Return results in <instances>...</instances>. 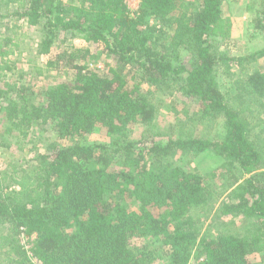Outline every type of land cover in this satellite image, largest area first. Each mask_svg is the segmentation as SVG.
<instances>
[{
    "label": "trees",
    "instance_id": "16d2710c",
    "mask_svg": "<svg viewBox=\"0 0 264 264\" xmlns=\"http://www.w3.org/2000/svg\"><path fill=\"white\" fill-rule=\"evenodd\" d=\"M139 1L132 17L125 0H0V115L24 139L42 123L54 127L58 141L72 142L40 153L34 174L15 166L0 172V255L14 250L17 256L0 264H35L29 253L39 264H253L251 256L262 250L264 140L250 136L244 108L264 110V69L250 70L264 49L233 57L213 45L224 0H200L197 9L185 6L179 14L180 0ZM13 20L39 30L44 55L70 34L120 63H134L144 84L174 89L198 103L191 123L213 128L222 120L223 134L132 141L127 128L152 125L156 105L118 72L107 76L73 61L67 63L76 71L72 79L50 87L35 103L29 89L4 80L20 48L1 33ZM254 28L264 31V0ZM166 31L172 32L167 43L154 40ZM233 67L235 108L216 75ZM98 128L110 142L78 141ZM174 152L214 153L227 169L226 186L217 191L203 175L174 166L168 160ZM225 193L228 201L221 202ZM215 204L216 217L256 221L259 231L246 238L202 234L194 213ZM24 235L29 251L19 245Z\"/></svg>",
    "mask_w": 264,
    "mask_h": 264
},
{
    "label": "rangeland",
    "instance_id": "374dc122",
    "mask_svg": "<svg viewBox=\"0 0 264 264\" xmlns=\"http://www.w3.org/2000/svg\"><path fill=\"white\" fill-rule=\"evenodd\" d=\"M75 1V0H69ZM261 0H224L223 14L218 26L211 33L213 45L222 53L233 57L248 56L264 49V31L254 28L256 11L259 9ZM127 7L132 17L136 16L140 8L139 0H126ZM200 0H180L177 13H181L185 6L197 9ZM7 23V22H5ZM151 25L159 23L152 21ZM1 33L14 38L19 44L16 55L11 57L15 65L11 71L4 73V80L11 83H19L21 87L29 89L30 98L36 103L43 101L45 92L52 86L69 81L75 75L70 66L75 64L95 69L103 75H110V71H116L128 80L131 88L139 87L143 93L149 96L156 105L158 114L152 125L135 124L127 128V136L132 141H155L164 142L171 138L178 137L182 133L192 134L196 137L208 139H220L223 134L222 120L218 121L213 128L209 124L191 123L189 117L200 107L196 101L187 99L176 90L160 89L150 87L140 80L134 63H120L103 50L78 36L67 34L66 37L53 47L48 55H44L40 50L41 33L35 27H31L23 21L13 20L11 25L2 26ZM172 35L171 31L156 33L154 40L160 37L159 43H167V37ZM74 55L72 58H63ZM63 57H61V56ZM64 59V60H63ZM73 61V64H67ZM264 69V55L258 56V61L250 66V70ZM237 70L219 68L217 70V82L222 93L229 100V104L234 106L231 100L236 95L231 75ZM245 117L250 125V136L253 139L264 140V110L260 108H244ZM250 111L253 113L251 114ZM184 123V124H182ZM110 137L102 128L80 140L81 144L93 145L96 143H108ZM55 144L68 146L72 142H60L52 125L39 123L29 132L27 138H22L13 130L12 125L7 121L5 115H0V172L11 171L12 166L18 170H25L30 174L37 171L35 159L40 153H50ZM169 162L174 166H179L186 171L203 175L207 183H211L217 191L223 190L226 186V167L224 161L212 152L201 155H194L189 152H174L169 156ZM9 184V182H8ZM11 184V183H10ZM228 194H223L220 201H228ZM218 204L200 209L194 214L201 227L202 234L217 235L229 233L238 238H246L258 232L260 225L256 221H249L242 217H216L215 210ZM135 210V206H131ZM138 243L137 245H140ZM19 245L23 249H30L29 239L19 238ZM153 246H157V243ZM7 250H9L7 248ZM10 254V255H8ZM4 252L0 255V260L15 258L16 252ZM253 264H264V245L262 250L251 256ZM160 264H167L162 261ZM192 264H197L192 261Z\"/></svg>",
    "mask_w": 264,
    "mask_h": 264
},
{
    "label": "built area",
    "instance_id": "2783aa9c",
    "mask_svg": "<svg viewBox=\"0 0 264 264\" xmlns=\"http://www.w3.org/2000/svg\"><path fill=\"white\" fill-rule=\"evenodd\" d=\"M125 3H126V0H125ZM22 238L24 239V238H26V236L24 235V236H22ZM32 239H34V237H33ZM28 251H29V249H28ZM29 255L32 256V260H33V262H34L35 264H39L37 258H35V257L32 255V253H29Z\"/></svg>",
    "mask_w": 264,
    "mask_h": 264
}]
</instances>
